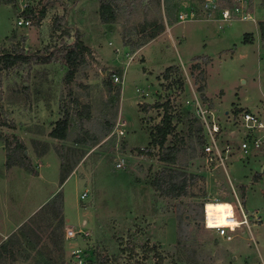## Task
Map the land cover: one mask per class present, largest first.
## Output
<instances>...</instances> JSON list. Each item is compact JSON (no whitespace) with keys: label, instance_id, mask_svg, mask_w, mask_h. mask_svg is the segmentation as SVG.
<instances>
[{"label":"rangeland","instance_id":"1","mask_svg":"<svg viewBox=\"0 0 264 264\" xmlns=\"http://www.w3.org/2000/svg\"><path fill=\"white\" fill-rule=\"evenodd\" d=\"M16 1L0 0V49L16 46L30 61L1 77L0 117L6 123L0 125V245L9 240L3 231L10 239L22 236L19 227L32 219L40 240L37 246L26 240L8 243L14 253L6 252L3 264L42 263L45 246L65 263L69 249L89 245L98 264H264V144L250 154L236 150L225 167L207 168L196 132L204 126L195 110L198 101L221 125L219 139L236 145L246 130L243 112L264 121V47L258 27L264 0L246 1L253 20L239 18L222 28L219 14L202 9L204 0H184L196 11L184 23L177 19L183 6L174 0H121L112 24L101 21L99 0H28L36 11L46 8L40 24L28 18L29 26L17 24L26 0ZM152 21L165 29L139 47L146 38L142 25ZM78 35L90 52L67 84L64 48ZM167 100L180 116L175 126L185 141L178 165L199 175L190 195L180 198L162 195L152 183L166 166L150 142ZM67 112L71 124L62 141L50 131ZM120 119L128 125L118 136L112 131ZM110 123L112 130L104 134ZM16 139L25 144L33 171L7 167L6 147ZM146 148L153 149L151 154L141 152ZM117 159L124 160L123 168L115 167ZM62 161L72 168L63 184ZM36 170L42 180L33 179ZM86 190L88 197L81 199ZM55 191L63 195L65 222L56 246L49 240L50 206L44 202ZM209 202H232L242 218L240 202L251 226L242 225L232 240L219 237L204 224ZM254 213L262 223L254 225ZM65 225L88 231L87 240L78 236L68 242Z\"/></svg>","mask_w":264,"mask_h":264},{"label":"trees","instance_id":"2","mask_svg":"<svg viewBox=\"0 0 264 264\" xmlns=\"http://www.w3.org/2000/svg\"><path fill=\"white\" fill-rule=\"evenodd\" d=\"M100 1V19L105 24H112L115 23L118 20L119 17V1L121 0H99ZM222 5L226 6H232L234 5L233 1L230 0H219ZM7 3H13L16 4V0H6ZM169 12H172V10H169ZM22 15L33 19V22L35 24H40L41 20L46 16V8L43 7L40 11H36L34 7L28 6L25 10L22 11ZM258 27L260 31V38L263 42L264 47V20H261L258 22ZM165 29V26L163 23H159L156 21L147 22L142 25V31L145 32V39L144 42L140 43L139 47L143 46L146 42L155 39L158 37ZM249 38V35L247 34L246 39ZM245 42H250V40H245ZM137 44H135L136 46ZM137 47V48H139ZM85 51L90 52V49L84 44L81 37L78 35L73 43H70L65 46L64 48V56L63 60L65 64L67 65V71L64 75V81L67 84H71L73 81L78 69L79 65L84 61V54ZM30 61V57L26 55L23 50H18V47H12L10 49H0V88H1V77L2 72L4 70H10L14 67H16L18 64L28 62ZM41 61H47L45 60V57H42ZM115 72H111L109 76ZM200 95L202 99H205V95L203 93L204 86H199ZM120 92V87L118 89V93ZM160 107L159 104H155V107ZM164 108L163 116L160 122H158L155 126H153L151 130V146L157 147L159 152V159L166 163V166L160 168L155 173L152 183L153 185L158 189V191L164 195L169 196L171 198H180V197H186L190 195L191 187L193 184L198 180L199 175L195 173L188 172L185 168L182 166H179V157L180 154L183 151V145L185 143L184 138L180 137L179 132L176 130L175 123L179 122L180 116L176 112L173 113L171 111V107L169 104V100L164 102L161 105ZM238 111L236 112V114ZM90 116L89 113H87V117ZM5 119L0 117V125H5ZM71 119L69 116V113L67 112L65 117L60 118L56 121L55 126L50 131V135L58 140H65L68 137L69 129H70ZM114 124H109L107 129L105 130L104 134L109 133ZM177 131V132H176ZM197 132V139L200 142V144L203 146L205 143L204 137L202 136L203 133V127L199 126L196 130ZM193 134L192 130L190 129V136ZM2 137L0 136V139ZM192 138V137H191ZM82 138H76L77 142H81ZM10 143L7 144V167L13 166V165H19L20 167L28 170L33 171L34 167L32 165L30 156L25 153L26 147L25 144L22 141L15 140V145L11 146ZM47 148V147H46ZM45 148V150H46ZM45 150L42 152V154L45 152ZM153 149L146 148L144 150H141V152L151 154ZM191 151H192V157L195 156V147L193 146V143H191ZM60 156L63 160V155L60 152ZM62 168L63 172L61 174V184H63L67 178L70 175V172L72 170L71 166L67 165L65 167L64 161H62ZM262 175V173H260ZM46 205H49V212L51 216L48 219L50 222H48V226L51 227V230H49V240L52 245H57V240L61 236V231L64 228V216H63V195L62 192L59 191L51 200L47 202ZM44 205L41 209H44L46 206ZM39 216L41 215L40 212H37ZM34 220V219H32ZM32 220L24 223L21 227H19L20 232L22 233V236L19 234L17 236H14V234H11V239L7 242H4L0 245V264H3V261H1L4 257L6 252L13 255L14 249L8 248V243L10 244H17L21 241H25L28 244L33 243V246H37L39 242V237L36 234L35 227H32L33 225L30 223ZM30 223V224H29ZM28 225L30 228H28ZM24 238V240L22 238ZM36 237V238H33ZM38 238V239H37ZM56 243V244H55ZM44 249H47L46 251H43V257L44 261L39 264H65L62 260L56 259L53 255L52 248L48 249L47 246L43 247ZM63 248V247H61ZM43 250V249H42ZM102 261V260H101ZM102 264H105L102 262Z\"/></svg>","mask_w":264,"mask_h":264},{"label":"built area","instance_id":"3","mask_svg":"<svg viewBox=\"0 0 264 264\" xmlns=\"http://www.w3.org/2000/svg\"><path fill=\"white\" fill-rule=\"evenodd\" d=\"M182 4V8L178 10L177 19L178 22L184 23L191 21L196 16V11L193 8H187L186 2L184 0H174ZM234 2L232 6L222 5L219 0H204L202 9L205 12L219 14L218 19L221 21L220 27L229 21L236 19L240 20H253V14L251 10L246 6V1L248 0H230ZM180 5V4H179ZM29 6V1L26 0L22 4L21 11L25 10ZM19 26H29L31 20L27 17L21 16L17 20ZM117 82L123 84L124 80L120 79L117 75L114 78ZM196 113L202 119L204 130V140L205 143L202 146V155L204 158V165L209 168L215 167H225V160L236 150L241 151L243 154H250L252 150L260 149L264 144V121L261 120L255 113L251 111H245L242 113V119L246 130H244V138L237 145L232 141L222 142L219 139V134L221 132V125L216 120H210L208 118V110L203 108V106L197 101ZM127 122L125 119H120L117 125L114 127L112 134L125 135ZM125 166L123 159H117L115 162V167L120 169ZM236 194V193H235ZM237 195V194H236ZM81 199H86L88 197V190L81 194ZM237 198V197H236ZM238 201V199H237ZM232 206V216L228 217V221L225 223L218 222V218L215 215H210L207 208V203L205 204V217L204 224L206 228L215 230L216 234L224 238L225 240H232L234 238L235 231L242 225L246 224L251 226L249 220V214L246 213L239 202V207L241 210V217L238 218V210L234 203L230 202ZM254 225L263 222L260 216L254 213ZM65 239L69 242L70 240L78 238L81 236L84 240L89 236V232L83 230L82 228L76 229L71 225H65L64 229ZM87 242V241H86ZM92 248V246H91ZM69 257L65 264H98L95 253L93 249H90V245L87 248L76 247L69 249Z\"/></svg>","mask_w":264,"mask_h":264},{"label":"bare ground","instance_id":"4","mask_svg":"<svg viewBox=\"0 0 264 264\" xmlns=\"http://www.w3.org/2000/svg\"><path fill=\"white\" fill-rule=\"evenodd\" d=\"M208 212L210 215H215L218 218V222L225 223L232 216L233 210L229 203L224 202H209L207 203Z\"/></svg>","mask_w":264,"mask_h":264},{"label":"crops","instance_id":"5","mask_svg":"<svg viewBox=\"0 0 264 264\" xmlns=\"http://www.w3.org/2000/svg\"><path fill=\"white\" fill-rule=\"evenodd\" d=\"M42 158H43V157L39 158V162H40V164H39V169H41L42 166H43V164H42V162H41ZM23 172H24V171H23ZM21 173H22V172H21ZM24 173H25V172H24ZM30 175H31V174H30ZM34 175H35V177L32 176V177H34V178H33L34 180H36V179H37V180H42V179H43V175L41 174V171H40V170H36ZM57 191H58V190H57ZM57 191L52 192V193H51V194L45 199L44 202L49 201V200H50V199L56 194ZM44 202H43V203H44ZM43 203H42V204H43ZM5 232H6V231H3L1 234L4 236V239H5L6 237H7L6 239H8V236H7V235H8L9 233L6 234ZM10 232H11V231H10ZM6 239H5V241H6Z\"/></svg>","mask_w":264,"mask_h":264},{"label":"water","instance_id":"6","mask_svg":"<svg viewBox=\"0 0 264 264\" xmlns=\"http://www.w3.org/2000/svg\"><path fill=\"white\" fill-rule=\"evenodd\" d=\"M0 115H1V111H0ZM26 153H28L27 150H26ZM263 172H264V165H263V167L261 169V173H263Z\"/></svg>","mask_w":264,"mask_h":264}]
</instances>
